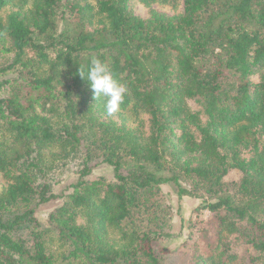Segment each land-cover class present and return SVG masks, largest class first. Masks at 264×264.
Masks as SVG:
<instances>
[{
	"label": "trees",
	"instance_id": "16d2710c",
	"mask_svg": "<svg viewBox=\"0 0 264 264\" xmlns=\"http://www.w3.org/2000/svg\"><path fill=\"white\" fill-rule=\"evenodd\" d=\"M130 1L0 0V264H163L167 183L211 215L187 264H264V0ZM92 57L127 87L113 115Z\"/></svg>",
	"mask_w": 264,
	"mask_h": 264
},
{
	"label": "rangeland",
	"instance_id": "374dc122",
	"mask_svg": "<svg viewBox=\"0 0 264 264\" xmlns=\"http://www.w3.org/2000/svg\"><path fill=\"white\" fill-rule=\"evenodd\" d=\"M183 2L184 0H177L174 4H151V6H145L139 0H131L130 10L135 16L142 19H147L151 10L166 15L181 14L183 12ZM32 5L33 0H27L26 9H30ZM10 11L11 9L8 7L6 8L5 13H9ZM6 60L7 57H2L0 54V66L3 65ZM251 80L255 82L256 76L251 77ZM190 105L195 108L194 104L191 103ZM140 120L146 122L147 117L142 116V118L140 117ZM127 121L130 122L131 127H135V123H131L133 122V119H127ZM259 147L260 149H264V137L261 138ZM245 155L247 154L245 153ZM100 177L112 181L114 179L112 168L106 165L96 166L89 179L93 180ZM239 178L240 173L237 170L232 169L224 180L226 182H235L238 181ZM74 179L73 174L69 172L65 173L64 182L54 188V192L58 195L62 193L63 198L41 205L36 209L35 217L41 224L46 223V217L50 212L62 205L65 200L64 197L68 194L65 187L73 182ZM161 192L166 196L167 203L171 209L170 233L172 235L170 239L162 243V245L168 250L167 254L163 255V264H187L188 258L191 254V245L193 243L201 244L202 236L200 235V230L209 223L211 215L207 210H200L199 207L201 206V203L196 199H178L177 189L171 183L162 185ZM206 227L208 228V226Z\"/></svg>",
	"mask_w": 264,
	"mask_h": 264
},
{
	"label": "clouds",
	"instance_id": "9594fccd",
	"mask_svg": "<svg viewBox=\"0 0 264 264\" xmlns=\"http://www.w3.org/2000/svg\"><path fill=\"white\" fill-rule=\"evenodd\" d=\"M82 79H86L93 91L94 99L104 101V108L108 115L120 111L127 87L113 77L108 65L97 57H92L89 64L78 68Z\"/></svg>",
	"mask_w": 264,
	"mask_h": 264
}]
</instances>
